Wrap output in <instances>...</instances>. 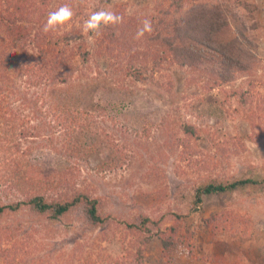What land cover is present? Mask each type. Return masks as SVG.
I'll return each mask as SVG.
<instances>
[{
    "label": "rangeland",
    "instance_id": "obj_1",
    "mask_svg": "<svg viewBox=\"0 0 264 264\" xmlns=\"http://www.w3.org/2000/svg\"><path fill=\"white\" fill-rule=\"evenodd\" d=\"M101 1L67 0L75 15L54 32L75 33L76 42L72 49L60 42L43 59L18 55L0 29V98L21 122V161L67 175V183L45 193L48 201L85 193L99 200L104 217L91 223L82 206L61 218L26 204L6 210L0 264L4 251L19 264H264V0L181 1L184 11L218 7L206 58L222 47L235 56L241 46L249 53L246 68L217 82L199 64L191 70L174 62L170 0H111L109 10L124 17L118 34L102 29L90 41L84 21ZM30 7L41 10L38 0ZM145 18L153 31L137 40ZM90 46L96 55L85 64L79 54ZM63 65L70 71L65 79ZM57 106L87 112L86 127L65 129ZM209 178L256 183L203 195L197 205L194 188ZM26 200L0 171V204ZM141 216L150 232L127 226ZM173 225V241L163 248L160 236Z\"/></svg>",
    "mask_w": 264,
    "mask_h": 264
},
{
    "label": "trees",
    "instance_id": "obj_2",
    "mask_svg": "<svg viewBox=\"0 0 264 264\" xmlns=\"http://www.w3.org/2000/svg\"><path fill=\"white\" fill-rule=\"evenodd\" d=\"M35 0H0L6 3L4 12L0 7V29L4 34L7 46L16 51L20 56H23L27 61H33L36 58H45L50 50H54L61 42L67 49H72V44L76 42L77 34L66 32L57 34L54 31L48 33L43 32V27L46 23L48 13L55 11L58 7L64 4L67 0H60L56 8L48 7L49 4L54 3V0H38L40 11H36L30 4ZM46 1V2H45ZM182 0H170L169 10L167 11L166 30L169 32L170 39L168 42L169 50L173 53L174 62H180V65L186 69H193V64H199L197 67H205L208 71L207 74L213 76L212 82H217V78L223 81H228L237 69H244L247 67L249 61L246 57L249 54L243 46L241 56H235L232 52L228 51V47L220 48L219 53L213 57L205 56L206 50L209 47V42H213L217 36V29L213 28L209 31V27L217 21L219 17L218 7L213 4H205L202 7L193 8L184 11L182 8ZM111 0H102L100 9L109 10ZM13 3V4H12ZM174 7V8H173ZM11 8V9H10ZM123 14V13H122ZM116 26H107L103 28L105 34L116 35L118 34ZM243 25L239 27L240 32L243 31ZM120 30V29H118ZM87 35H91L87 33ZM81 39H83L81 37ZM85 39H83L84 41ZM175 40H178L175 43ZM5 41V42H6ZM173 42V44H172ZM230 42L236 43V39ZM227 42L228 45L231 43ZM79 43L78 46H82ZM48 48V49H45ZM82 48V47H79ZM196 53H192L193 49ZM96 47H84L81 55V61L91 63V59L96 55L94 54ZM226 49V51H225ZM205 51V52H204ZM65 53V51H64ZM220 56V57H219ZM206 60V61H204ZM5 61L3 60V63ZM246 64V66H245ZM64 68L60 69V75L65 79L66 74H69L68 66L63 65ZM215 76V77H214ZM0 85H4L2 82ZM5 89V85L0 86V89ZM56 118L59 123L65 127L81 128L86 127L88 123V113L79 109L71 108L70 106H57L55 109ZM13 114L9 113V105L6 99L0 98V171L3 176L9 173L15 186L21 193H23L27 200L17 203H9L6 205L0 204V216L6 211H14L19 208L21 204L29 205L32 210L39 214H47L51 218H61L66 215L73 207L82 206L86 219L91 223L102 222L104 217L101 216L99 211V200L91 197L85 193H76L72 197L48 201L45 198V193L55 191L63 182H68L65 173H58L57 176L52 171L41 170L38 167L33 169L21 161V154L18 151L19 143L17 134L20 132L21 122ZM61 121V122H60ZM190 127H186L188 130ZM190 130V129H189ZM189 133V132H188ZM193 135L200 138L196 131L192 132ZM26 156V154H24ZM22 172V174H20ZM2 179V178H1ZM248 183L255 184L256 181L250 178L234 179L228 181L220 178H209L203 181L194 188L193 201L199 204L202 201L203 195L210 194H232ZM149 219L147 216H141L139 223H128L130 228H136L141 232H150L148 227ZM158 226V222H155ZM174 226L168 228L165 236H160V241L163 248H166L173 241ZM148 240V237L146 238ZM2 264H19V260L12 259L6 251L2 252ZM15 260V261H14Z\"/></svg>",
    "mask_w": 264,
    "mask_h": 264
},
{
    "label": "clouds",
    "instance_id": "obj_3",
    "mask_svg": "<svg viewBox=\"0 0 264 264\" xmlns=\"http://www.w3.org/2000/svg\"><path fill=\"white\" fill-rule=\"evenodd\" d=\"M128 14L132 13V9H126ZM75 15L73 9L68 4L61 5L55 11L48 13L46 23L43 27V32L55 31L72 21ZM123 15L117 14L114 11L107 9H99L91 12L88 18L84 21L83 31L90 33L88 39L91 41L93 36L99 35L103 28L107 26H116L123 22ZM142 26L136 31L135 38L137 40L143 38L145 33L153 31L152 21L145 18L141 21Z\"/></svg>",
    "mask_w": 264,
    "mask_h": 264
}]
</instances>
